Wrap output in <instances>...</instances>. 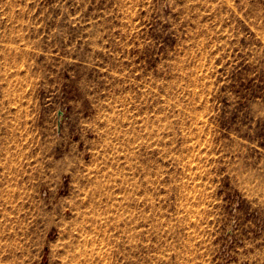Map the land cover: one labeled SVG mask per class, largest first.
Wrapping results in <instances>:
<instances>
[{
    "label": "rangeland",
    "instance_id": "obj_1",
    "mask_svg": "<svg viewBox=\"0 0 264 264\" xmlns=\"http://www.w3.org/2000/svg\"><path fill=\"white\" fill-rule=\"evenodd\" d=\"M74 256L264 264V0H0V264Z\"/></svg>",
    "mask_w": 264,
    "mask_h": 264
},
{
    "label": "bare ground",
    "instance_id": "obj_2",
    "mask_svg": "<svg viewBox=\"0 0 264 264\" xmlns=\"http://www.w3.org/2000/svg\"><path fill=\"white\" fill-rule=\"evenodd\" d=\"M78 252H80V251H78ZM81 253V252H80ZM81 256V255H80ZM81 258V257H80ZM79 257H77V256H74V258L72 259V262H73V264H83L82 263V261H80L79 259H80ZM84 260V259H83ZM86 262V261H85Z\"/></svg>",
    "mask_w": 264,
    "mask_h": 264
},
{
    "label": "water",
    "instance_id": "obj_3",
    "mask_svg": "<svg viewBox=\"0 0 264 264\" xmlns=\"http://www.w3.org/2000/svg\"><path fill=\"white\" fill-rule=\"evenodd\" d=\"M61 113V112H60Z\"/></svg>",
    "mask_w": 264,
    "mask_h": 264
}]
</instances>
